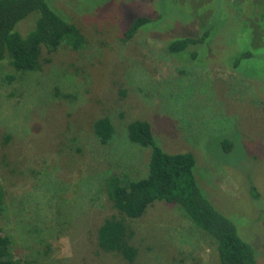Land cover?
<instances>
[{
  "label": "rangeland",
  "instance_id": "374dc122",
  "mask_svg": "<svg viewBox=\"0 0 264 264\" xmlns=\"http://www.w3.org/2000/svg\"><path fill=\"white\" fill-rule=\"evenodd\" d=\"M48 2L86 44L44 49L35 70L1 62L0 228L12 255L26 264H221L215 238L166 200L124 218L133 261L99 246L104 219L121 215L107 178L147 172L150 149L127 137L128 123L143 118L165 150L195 154L200 187L264 264V0ZM39 14L15 28L26 35ZM140 14L152 19L123 39ZM208 25L200 44L169 51V41ZM104 115L116 131L107 144L94 132Z\"/></svg>",
  "mask_w": 264,
  "mask_h": 264
},
{
  "label": "trees",
  "instance_id": "16d2710c",
  "mask_svg": "<svg viewBox=\"0 0 264 264\" xmlns=\"http://www.w3.org/2000/svg\"><path fill=\"white\" fill-rule=\"evenodd\" d=\"M38 10L35 27L23 35L16 24L32 11ZM152 17L137 15L124 30L123 39L134 36ZM201 29L198 35H188L168 42V49L175 53L188 46L200 44L209 34L211 25ZM74 49L86 44L81 28L64 18L49 4L48 0H0V67L7 60L17 70H35L42 64V53L53 52L61 43ZM250 54L245 51L235 59ZM196 55L195 51L191 56ZM45 60L47 61L48 58ZM94 132L101 143L112 141L116 131L112 119L101 116L94 122ZM128 139L141 147L150 149L147 172L139 178H129L117 173L106 181V190L113 206L121 214L104 219L98 230V244L107 251H115L133 261L138 248L131 242L133 229L124 218L143 215L156 200H166L178 205L182 212L197 226L216 240L221 264H258L259 252L255 244L241 237L235 221L220 211L208 198L197 181L195 169L197 158L190 150L167 151L155 139L151 123L135 118L127 125ZM226 151L233 148L229 138H222ZM256 198L259 193L252 185ZM4 189L0 181V203ZM0 264H26L11 253V238L0 228Z\"/></svg>",
  "mask_w": 264,
  "mask_h": 264
}]
</instances>
